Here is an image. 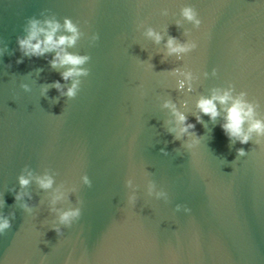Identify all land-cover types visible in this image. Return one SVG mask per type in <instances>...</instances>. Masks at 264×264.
Wrapping results in <instances>:
<instances>
[{
  "label": "water",
  "instance_id": "1",
  "mask_svg": "<svg viewBox=\"0 0 264 264\" xmlns=\"http://www.w3.org/2000/svg\"><path fill=\"white\" fill-rule=\"evenodd\" d=\"M184 7L196 11L198 29L181 17ZM65 18L80 32L65 50L89 57L72 99L61 95L72 79H61L67 66H50L54 53L24 56L17 46L29 19ZM169 36L197 48L167 55ZM180 73L192 74L191 91L177 89ZM229 85L264 119V0H0V216L10 222L0 259L172 264L174 254L175 264H264V151L255 135L244 145L227 139L222 111L195 120L196 99ZM166 101L194 124L179 139ZM241 147L249 154L237 158ZM44 175L49 189L36 182ZM145 181L167 201L147 197ZM76 207L80 217L61 236L50 230Z\"/></svg>",
  "mask_w": 264,
  "mask_h": 264
},
{
  "label": "clouds",
  "instance_id": "2",
  "mask_svg": "<svg viewBox=\"0 0 264 264\" xmlns=\"http://www.w3.org/2000/svg\"><path fill=\"white\" fill-rule=\"evenodd\" d=\"M183 20L190 22L195 28H199L201 25V19L198 17L196 11L192 7H184L180 12ZM179 26V21H177ZM63 30L67 33L57 35L58 32ZM25 36L17 39V46L24 56H42L45 53H54L50 63L53 68L67 66L60 76L62 80L72 79V83L69 87L61 92V85L59 82H53L52 87L61 92V95L72 99L76 96L79 88V77L87 76L88 70L84 67L89 57L87 55H76L68 53L66 47H71L75 44L80 36L79 29L70 19L65 18L63 25L55 20L38 21L35 19H29L25 28ZM148 37L152 38L154 42L159 43L161 35L154 32L152 29H148L145 33ZM96 39L95 36L92 37ZM165 48L167 55H176L178 58L186 53H189L197 48L196 40H189L186 42H179L175 37L169 36L165 41ZM20 61L18 60L17 63ZM178 70H173L177 72ZM183 79L177 80V89L192 90V74L180 73ZM246 93L240 91L233 95V87L229 85L226 89H213L207 96H200L195 101V109L198 115L195 116L197 123L200 122L201 116H207L210 121H214L223 112V123L220 124L221 131L225 134L226 138L232 142H238L241 145L247 144L252 140L253 135L257 138L254 143L261 151H264V141L261 140L264 137V119L257 117L256 107L252 102H249L246 98ZM219 106V108H218ZM163 107L169 108L177 128L169 129L170 132L176 133V138L182 134H187L189 129L194 128V124L188 123L187 117L183 112L178 111L174 104L165 102ZM196 141H194L195 143ZM191 146V145H189ZM249 153L241 147L236 150V157H245ZM30 175V174H29ZM83 183L88 185L90 182L87 176L81 177ZM37 184L42 189H49L52 186V179L48 175L37 178ZM18 183L21 187L28 185L29 179L21 175L18 177ZM137 185L134 183V177L128 176L124 180V188L126 192V204L128 207H135L137 202ZM145 195L149 198L161 201H167V195L162 190H156L155 185L150 181H145L144 184ZM59 196L54 197L59 199ZM15 199H20L18 193ZM175 211H180L181 206L176 205ZM190 210L187 207L183 208L184 213H188ZM80 208H71L64 211H60L57 215L55 223L52 224L50 230L54 231L57 236H61V228L70 227L80 217ZM62 226V227H61ZM10 227V222L6 217L0 216V234ZM47 243V242H45ZM172 264H175L176 256L171 254ZM0 264H4V261L0 259ZM27 264V262H26ZM38 264H48V255H41ZM65 264H72L71 258L66 257Z\"/></svg>",
  "mask_w": 264,
  "mask_h": 264
}]
</instances>
